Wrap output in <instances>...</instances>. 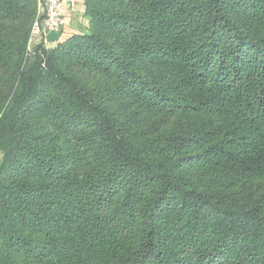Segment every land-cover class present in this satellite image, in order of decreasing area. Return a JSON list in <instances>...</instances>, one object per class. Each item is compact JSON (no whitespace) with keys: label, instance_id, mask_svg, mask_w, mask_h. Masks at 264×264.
I'll list each match as a JSON object with an SVG mask.
<instances>
[{"label":"trees","instance_id":"obj_1","mask_svg":"<svg viewBox=\"0 0 264 264\" xmlns=\"http://www.w3.org/2000/svg\"><path fill=\"white\" fill-rule=\"evenodd\" d=\"M84 5L0 0V264H264V0Z\"/></svg>","mask_w":264,"mask_h":264},{"label":"built area","instance_id":"obj_2","mask_svg":"<svg viewBox=\"0 0 264 264\" xmlns=\"http://www.w3.org/2000/svg\"><path fill=\"white\" fill-rule=\"evenodd\" d=\"M76 11L77 4L74 0H37V12L31 25L29 43L39 39L38 42L42 41L47 46V34L58 31L66 18Z\"/></svg>","mask_w":264,"mask_h":264},{"label":"crops","instance_id":"obj_3","mask_svg":"<svg viewBox=\"0 0 264 264\" xmlns=\"http://www.w3.org/2000/svg\"><path fill=\"white\" fill-rule=\"evenodd\" d=\"M77 4V11L66 18L64 25L58 30L47 34L46 45L48 47L64 41L73 34L83 33L87 30L88 19L85 15L84 0H74Z\"/></svg>","mask_w":264,"mask_h":264},{"label":"rangeland","instance_id":"obj_4","mask_svg":"<svg viewBox=\"0 0 264 264\" xmlns=\"http://www.w3.org/2000/svg\"><path fill=\"white\" fill-rule=\"evenodd\" d=\"M39 40V39H38ZM38 40L36 42H38Z\"/></svg>","mask_w":264,"mask_h":264}]
</instances>
